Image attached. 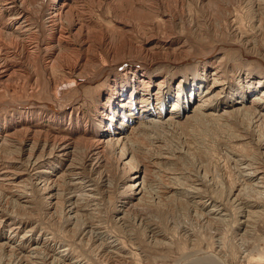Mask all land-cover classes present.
<instances>
[{"label": "bare ground", "instance_id": "6f19581e", "mask_svg": "<svg viewBox=\"0 0 264 264\" xmlns=\"http://www.w3.org/2000/svg\"><path fill=\"white\" fill-rule=\"evenodd\" d=\"M47 1L46 9H44L46 16L42 17L41 25L51 32V36L47 40L37 43L22 41L21 48L17 45L12 47L4 39L6 36L20 39V37L30 35L33 24H30L28 13L16 4L17 1L8 3L7 9L13 10L15 13L7 24L0 22L1 85L13 80L17 75L25 73L29 75L28 69L20 61L24 54L26 58L35 60V53L39 51L47 53L49 60L44 65L48 69L56 63V59L59 57L56 55V49L66 41L62 31L63 17L69 15L71 7L69 0ZM22 2L20 4L23 6L24 2ZM244 4L248 10L263 11L262 13H264V0H244ZM261 20L260 18V22ZM230 26L228 34L235 39L236 45L242 44L248 49L253 47L250 49L252 51L255 49V56L264 57V51L262 52L261 48H255L251 45L249 37L238 33L239 27L234 21ZM256 27L260 26L256 25ZM79 31V36H82L83 28L79 27ZM90 36V32H88L86 40H83L87 52L92 46L89 42ZM108 39L110 40L107 34L101 33V46H106V48L108 46V48L99 51L98 55L85 58L87 63L91 62L92 66H96L95 69L100 68L97 75L93 76L94 67V70L91 69L92 73H88L87 66H85L88 64L79 60L71 63V59L66 56L67 61L61 69L63 76L59 81L61 82L59 83L60 87L57 86L55 89L54 97H57L56 93L63 86L68 89L72 87L82 89L87 85L100 84L108 74L110 75L116 70L126 67L137 69L133 72L131 69L128 74L125 70L124 77L128 80L127 83L125 81L120 89L115 87L111 94L106 95L108 103L105 102L101 105L104 110L100 113L98 123L100 129L99 131L97 129L96 133L89 131L92 138L75 141L66 137H51L31 129L32 121L28 119L29 117L23 119L21 115L22 120H16L11 125L13 130H7L0 134V148L6 146L13 151L10 157H0L6 165L0 172V181H7L13 188H20L19 195H17L18 203L10 204L8 200L0 199L2 201L0 206L3 208V210L0 208L2 213L0 218V264H92L94 261L92 254L95 251L119 258V264H133V262H125L124 258L126 259V256L131 258L135 251L139 250L137 246L139 238L137 239L129 232L127 229L129 227H134L138 231L137 234H140L143 243L162 251L154 257L155 264H158L159 260L162 263H167L169 257L171 258L167 252L171 251L172 253L171 248L176 249L177 257L173 261L170 260V264H243V261L248 260L249 255L247 257L246 252L241 250V246L237 250H234V245H229L228 248L230 236L228 238L226 235L222 236L221 232L225 230L224 227L227 224H231L230 219L233 216H230L232 211L237 208L243 214V218L238 219V223H236L239 225L240 232L242 231L241 237H246V239L250 235V231L252 232L254 220L264 217V201H262L264 200L262 196L264 194V79L244 77L247 81L243 80L249 82L248 84L253 87H248V90L242 87L239 94L230 96L226 92L231 86L232 78L229 77H238L231 68L224 67L222 54H219L216 59L210 60L216 50L210 52L209 57L205 59L206 67L204 66L201 72L195 71L192 78L188 79L189 81L185 77L178 82H171L159 75L149 77L146 71L157 68L163 63L155 53L149 50L150 48L136 47L130 41H123L121 45L113 46L108 42ZM122 48L141 55L146 61L138 63L139 65L132 61H124L118 66L112 63L108 65L107 60L117 56L118 50L121 52ZM184 50L186 49L183 43L178 54L173 53L177 51L175 50L170 52L171 56L163 54V58H177L184 53ZM191 63L193 64V62L188 64ZM139 66L144 67L146 71L144 72L145 69H141ZM212 67L214 71L209 79L208 69ZM244 75L246 73H241L239 77L242 79ZM174 83L177 85L174 86ZM226 93L230 98L227 103L222 101ZM18 105V108L21 107L19 112H22V109L29 110L36 107H33L32 101L21 102ZM69 106L71 105H67L61 110L58 108L56 111L59 114H64ZM43 107L46 109L45 105ZM95 113L98 114L97 107H95ZM34 118L36 119L35 116ZM234 118L236 120H232ZM143 120H148V123L144 124ZM231 120L237 126L243 127L246 136L239 137L243 143L247 139L257 140L255 143L256 152H252L253 155L250 157L246 156L247 159L242 157L243 159L239 160L238 167L241 166L240 174L243 178L240 182L234 181L235 184L226 189L225 180L221 178L220 181L216 179L217 177L214 178L207 163L195 171L196 173L193 172L194 174L185 172L192 176L184 177L187 182L180 181L173 185L170 183L164 185L163 183V187L160 186L150 191L148 165L144 158L141 159L143 155L141 156L137 137L141 138L142 133H152L153 130L160 128L178 127L184 121L217 125ZM146 124H150V126H146ZM233 126L234 124L231 129ZM85 133L86 131L83 134L86 135ZM253 135L257 138L252 139ZM180 154L181 157L176 154L173 156V153L166 154L160 159L165 162H176L183 159L186 161L191 159L190 161L195 162L196 160V154L187 149H181ZM111 179L112 183L116 179L115 186L111 184ZM187 183L190 185L187 186ZM226 186L229 185L226 184ZM249 186L253 187L255 191L257 190L259 199L253 198L254 200H252L244 197L245 189L247 190V187L252 189ZM102 189L103 193H101ZM248 194L250 193L248 192ZM1 196L0 194V198ZM36 196H39L46 204L48 209L46 215L49 218L57 216L59 221L61 220L64 226L62 231L55 230L51 226L48 227L50 229L47 226L42 228L43 223L33 221L28 224V230H24L25 232L20 236V232L27 222L23 221L24 219L21 218L23 216L18 217L17 215H27L29 212L33 214L36 210ZM113 196L117 197L111 203V214L113 215L111 220L114 223L112 228L104 225L101 221H96V219L104 208L98 205L102 202L100 199L107 197L109 201ZM27 197L33 198L28 200ZM189 197L194 199L191 204L188 201ZM2 198L4 197L2 196ZM179 209L186 210L187 217L195 220V224L199 228L216 227L213 237L205 238L207 233L204 234L202 230L195 231L197 228L195 226H192L195 229L192 231L189 229L191 227L187 228L188 224L183 228L184 223L181 224L177 220ZM27 210H29L28 213ZM24 218L26 217L24 216ZM168 225H171L172 228L170 229ZM5 228H7V235L3 233ZM162 228L165 231H162ZM178 228L180 232H177ZM182 228L183 230H181ZM231 228H234V225ZM172 229L177 232L178 236L170 234ZM168 231H170L169 234ZM181 231H183V235ZM17 235L20 237L17 243H14L13 240ZM179 237L185 240L183 245V241ZM25 244L30 246L26 247Z\"/></svg>", "mask_w": 264, "mask_h": 264}, {"label": "rangeland", "instance_id": "374dc122", "mask_svg": "<svg viewBox=\"0 0 264 264\" xmlns=\"http://www.w3.org/2000/svg\"><path fill=\"white\" fill-rule=\"evenodd\" d=\"M11 1H14L15 3L17 1L16 4L19 7L21 6L28 13L30 24L33 25L30 35H25L23 37H20V39H12L6 36L7 39H4L6 43L11 45L12 47H16L17 45L19 48H21L20 46H22L23 44L22 41H26L28 43H37L42 42L43 40L45 41L51 36V32H49L48 29L41 25L42 17L46 16V14L44 13V9H46L48 2L47 0H21V2H24V7L20 4V0ZM11 1L0 0V22H2L3 24H7L12 15H14L15 13L13 10L7 9V7L9 6L8 3ZM69 5L71 7L69 15L63 17L62 21V31L64 33V36L66 37V41L63 42L58 47V49H56V55H59V57H57L56 59V63L52 64L48 69L44 65V63L48 62L49 60L47 59V53H43L40 51V53H35V60L26 58L24 54L22 55L23 58L19 60L23 63L24 67L28 69L29 75H27V73L17 75V77H14L13 80L4 82L2 85L0 84V134L6 132L7 130H11V125H13L16 120H22V118L24 119L29 117L28 119L32 121L30 124L31 129L40 131L41 133L49 135L51 137H66L75 141L79 139L92 138V136L89 135V131L96 133L97 129L98 131L100 129V126H98L100 113L104 110L101 105L105 102L106 104L108 103V101H106V95L111 94L115 87L117 89H120L125 81L127 83L128 80H126V78L124 77L125 70L126 74H128L131 69L132 72L133 70L137 71V69L133 67H131V69H128L126 67L120 69L121 71L116 70L112 74H108V76H106L107 79L105 78V80L102 81H105L103 83L104 85L102 84V82H100L101 85L96 83L94 85H87L85 87H82V89H78L76 87H72L74 89H68L66 86H63L56 93L58 94V96H54L55 89L57 88V86L60 87L59 83L61 82L59 81L63 76L61 69H63L62 65L66 63L67 57L68 59H71V63L79 60L84 64H88L85 65L87 66L86 70L88 73H92L91 69H93V67L94 69L96 68V66H92L90 64L91 62L87 63V60H85V58L87 56L93 57L95 55H98L99 51L108 48V46L107 48L106 46H101V33L105 35L107 34L109 36L110 40L108 39V42L113 46L121 45L123 41H130L136 47L146 46L147 49L150 48L149 50L155 53L157 55V58L163 61V63H161L157 68H153L149 71H146L144 67L139 66V68L145 69L143 71H146L149 77L159 75L161 77H164L166 80H170L171 82H178L184 77L185 79L190 80L193 76L192 74H195V71L201 72L203 70L206 61L205 59L209 57L208 54L216 50L215 53L212 54L210 60L216 59L219 54H222L221 56L224 58V67L231 68L232 71L236 72V77H238H229L230 79L232 78L231 86L230 89H227L226 92L230 96H236L237 94H239L242 91V87L247 90L248 87H253L251 84H248L249 82H245L247 81V77L264 79V57L261 56L262 58H259L258 56H255V49L253 51L250 49L253 47H250L248 49L242 44L236 45L234 41L235 39H233V37L228 34L230 33L231 29L230 25L234 21L235 24L239 27L238 33L249 37L251 45L255 46V48H261L262 52L264 51V16H262L264 15V13H262L263 11H255L251 9L248 10L245 7L244 0H69ZM3 8L4 10H7L4 11ZM260 18L262 19L261 22ZM255 24L262 28L256 27ZM40 26L43 28L41 29ZM79 27L83 28L82 36H79L78 34L80 32ZM257 28L259 29L257 30ZM88 32H90L91 35L89 38V42H91L92 44L89 52H87L83 44V40H86ZM183 43L186 49L183 51V54L185 55L182 54L174 59L163 58V54H170L169 56H171L172 53L170 52H173L175 50L177 51L173 53L178 54L180 52V46ZM115 49L117 48L115 47ZM120 51L121 52H119L118 50L119 54L115 57L109 58L107 60L108 62L106 63H108V65L109 63H112L113 65L118 66L124 61L137 62V64L146 61V59L142 58L141 55L136 54L132 51L125 50L123 48L120 49ZM61 55L64 57L61 58ZM82 58L84 61L82 60ZM189 62H193V64H188ZM99 70V67L95 69L93 76L95 74L97 75L99 73ZM213 71V67L208 69L209 79L211 78V74ZM241 73H246V75L242 76V79L239 77ZM127 78L129 77L127 76ZM109 83L110 85H108ZM176 85L174 83V86ZM250 90H252V88H250ZM227 93L222 99V101L225 103H227L228 99H230L228 98L229 95H227ZM55 98H57L58 100H56ZM77 98L80 99L78 100ZM26 101H32V103L34 104L33 107L36 106L35 109H22V112H19L21 111V107L18 108V103H23ZM44 105L46 109H44ZM67 105L71 106L67 107L68 109L64 114H59L57 112L58 108L61 110ZM95 107H97L98 109V114L95 113ZM52 108L57 111L55 112ZM34 111L35 113H33ZM27 114L30 116H28ZM20 115L22 116V118ZM33 115L36 117V119ZM58 115L61 116L59 117ZM232 120L236 119L234 118ZM143 121L144 124L148 123V120ZM231 121H227V123L221 122L217 125H205L202 122L200 123L197 121H184L183 123L178 125V127L174 126L165 129L160 128L158 130H153L152 133L144 132L142 133L143 135L141 136V138H139L140 136H136L139 140H137V144L139 146L141 156L143 155L141 159L143 160L144 158V161L148 165L147 170L150 183V191H152V189H157L160 186L163 187V183L164 185L169 183L173 185V183H177L180 181L187 182L186 180H184V177L187 178V176L190 177L191 175L185 172H191L192 174H194L196 173L195 171L201 168V166L204 167L207 163L210 167V172H212L211 174L214 175V178L217 177L216 179H219L220 181L221 178L222 180H225L226 189H229L232 184H235V182H240L243 178H241L242 174H240L241 166L238 167L239 160H242L243 158L247 159L248 157L253 155L252 152H256L255 143L257 140L252 141L250 139H247L243 143V141H241L239 138L242 136H246L244 134L243 127L240 125L237 126V124L232 121L234 126L233 129H231L233 125ZM223 124L225 125L223 126ZM146 126H150V124H146ZM85 131L86 135L83 134ZM255 138L257 137L253 135L252 139ZM183 148L187 149L191 153L196 154L195 162L190 161L191 159L187 161L186 159H183L176 162H165L160 159L162 156L172 153L173 156L176 154L178 157H181L180 150ZM12 152L13 151L9 147H1L0 157H10L12 156ZM2 161L3 160L0 159V172L3 171V168L6 167V165H4ZM236 161L238 162L236 163ZM107 173L109 174L110 172ZM110 181L111 184L115 186L116 179L114 180V183H112V179ZM6 182L7 181H0V185H2L0 186V194L4 197L2 198L1 196L0 199H2V201L8 200L10 204L18 203L19 201L17 195H19L18 191L20 190V188H13V186H10L8 182L6 184ZM226 184L229 186H226ZM186 185L189 186L190 184L187 183ZM12 188L13 190H15L13 191ZM250 188L252 189H248V187L247 190L245 189V191L243 192L244 197L247 199L250 198L252 200H254L253 198L259 199L260 197L257 194V190L255 191L253 187ZM248 192L250 194H248ZM101 193H103V189ZM185 196L187 195L185 194ZM262 196L264 197V194ZM36 197V210H34L33 214H31L30 212L28 213L29 210H27V215H17L18 217L23 216L21 218L24 219V222H27V224L23 226V229L20 232V236L23 232L28 230V224H31V222L33 221L43 223V225H41L42 228L43 226H47V228L51 226V228H54L55 230L62 231L64 229V226L61 220L59 221L57 216L55 218H49V216L46 215L48 213L46 204L39 196ZM116 197L117 196L111 197L109 201L107 197L100 199V202H102H99L100 204L98 205H100L101 208H104L101 213L98 214V219H96V221H101L104 225L111 226L112 228L114 227V223L111 220L113 216L111 214V203H113ZM32 198L33 197H27L28 200H31ZM193 200V198L189 197V204H191ZM108 202L110 203V205ZM0 208L1 210H3L2 206H0ZM1 215L2 213L0 212V218ZM178 215L177 220L181 224L184 223L182 225L183 228H185L186 224H188L187 228L191 227L189 228L191 231L195 229V231L202 230L204 234L207 233L205 238L209 239L210 237H213L212 235H214L216 232V227H211L210 229L201 227L199 228L195 224V220L187 217L186 210L179 209ZM24 216L26 218H24ZM230 217H232L230 219L231 224H227V226L224 227L225 230H222L221 232L222 236L226 235L227 238L230 236L229 238L231 240L228 239L230 240L228 248L229 245H234V250L242 247L241 250L246 252L247 257L249 255L248 260L243 261V264L264 263V217L258 218L259 220H254V224L252 225V232L250 231V235L247 236V239L246 237H241L242 231L240 232L239 225L237 224L238 219L240 220L243 218V214H241L240 210L237 208L236 210L232 211ZM103 220L106 222H104ZM232 223H234L233 225L235 229L231 228L233 227ZM168 226L170 229L172 228L171 225ZM192 226H195L198 229H194V227ZM183 228L181 230H183ZM127 229L137 239L139 238L137 243L139 250L135 251L134 255H132L131 258H127L128 256H126V259L124 258V261L126 260L125 262L128 263L133 262V264H155L154 257H156L159 253H162V251H158L143 243L140 234H137L138 231L135 230L134 227H129ZM162 231H165V229L162 228ZM170 231H168V234ZM177 232H180L179 228ZM177 232L172 229L170 234L178 236ZM181 232L183 235V231ZM3 233L7 235V228L4 229ZM119 233L121 232L119 231ZM231 233L233 234L231 235ZM204 234L202 235L204 236ZM20 236H16V239L13 240L14 243H17V240ZM179 239H182L183 243L181 241L180 242L183 245L185 240L180 237ZM25 246L28 247L30 245L25 244ZM171 249L173 250L172 253L171 251L167 252L171 256V258L169 257L168 259V264H170V262L175 260L177 257L176 249ZM92 257L94 258L92 264H119L118 260L120 261V259L117 257H112L109 254L105 255V253L101 252L97 253L96 251L92 254ZM158 262V264H167L162 263L160 260Z\"/></svg>", "mask_w": 264, "mask_h": 264}]
</instances>
